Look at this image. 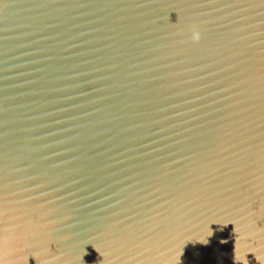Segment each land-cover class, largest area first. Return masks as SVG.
<instances>
[{
  "label": "water",
  "instance_id": "95a60500",
  "mask_svg": "<svg viewBox=\"0 0 264 264\" xmlns=\"http://www.w3.org/2000/svg\"><path fill=\"white\" fill-rule=\"evenodd\" d=\"M0 264H264V0H0Z\"/></svg>",
  "mask_w": 264,
  "mask_h": 264
},
{
  "label": "clouds",
  "instance_id": "9594fccd",
  "mask_svg": "<svg viewBox=\"0 0 264 264\" xmlns=\"http://www.w3.org/2000/svg\"><path fill=\"white\" fill-rule=\"evenodd\" d=\"M196 38H197V39L199 38V34H198V33L196 34Z\"/></svg>",
  "mask_w": 264,
  "mask_h": 264
}]
</instances>
